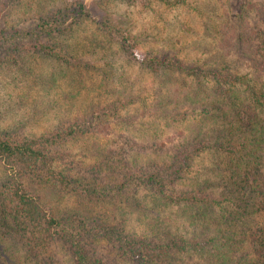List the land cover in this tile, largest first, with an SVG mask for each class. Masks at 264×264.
<instances>
[{
  "label": "rangeland",
  "instance_id": "rangeland-1",
  "mask_svg": "<svg viewBox=\"0 0 264 264\" xmlns=\"http://www.w3.org/2000/svg\"><path fill=\"white\" fill-rule=\"evenodd\" d=\"M71 1L46 0L42 5L53 10ZM78 1L84 4L88 17L80 19L70 33L51 42L57 57L24 51L19 67L25 71L26 81L15 80L13 71L0 70V137L49 135L73 124H85L90 131L86 142L61 141L51 153L61 156L54 160L58 170L73 171L81 179H96L104 202L92 203L79 191L66 193L47 176L43 180L23 176L21 184L39 198L48 216L65 219L75 209L81 214L86 210L95 221L88 224L91 229L107 221L122 226L125 233L160 240L166 234L171 238L176 234L193 241L199 232L206 238L211 230L195 219L199 212L188 210L184 214L180 206L164 205L147 187L139 186L135 177L139 169L150 174L183 145L196 139L205 142L228 126L227 116L209 109L213 80L208 77L200 92H195L191 89L195 79L157 75L149 65L133 57L132 48L128 43L122 45V38H132L143 57L176 59L201 70L233 71L246 75L250 86L257 90L264 88V75L256 72L250 61L257 55L253 41L264 40V0ZM26 11L22 4L11 12L7 0H0V31L6 14L28 25L30 22L24 20L35 17L32 11ZM101 22L114 28L116 36H107ZM241 39L250 43V51L241 47ZM233 85L223 88L221 98L228 102ZM175 87H180L175 94L183 100L179 112L154 119L148 110L157 91L164 96ZM235 91L241 92V88ZM127 98L135 102L110 116L101 112L114 104L125 105ZM91 144L99 150L98 157L90 149ZM226 161L225 156L204 152L193 161L181 190L190 188L194 181L201 183L205 177L219 185L221 174L217 175L215 168L218 166L219 172ZM111 167H115L114 172ZM20 176L0 162V188ZM117 183H123L125 188L119 189ZM217 212L212 220L218 218ZM196 225L202 230L196 232ZM113 248L106 244L99 248L108 264H130L118 259ZM206 258V254L191 250L176 256L171 264H205ZM0 262L74 264L64 243L38 233L32 235L20 220L3 210Z\"/></svg>",
  "mask_w": 264,
  "mask_h": 264
},
{
  "label": "trees",
  "instance_id": "trees-1",
  "mask_svg": "<svg viewBox=\"0 0 264 264\" xmlns=\"http://www.w3.org/2000/svg\"><path fill=\"white\" fill-rule=\"evenodd\" d=\"M44 1L7 0V8L11 12L23 4L26 12L32 11L35 17L25 19V23L30 22L26 26L22 25L23 21L11 20L10 14L3 18L0 70L7 73L13 71L15 80L26 81L27 75L19 67L24 51L57 57L51 42L66 32L70 33L78 26L80 19L88 17L84 4L78 0H72L55 10H46L48 5L43 6ZM100 24L107 36H116L115 29L106 22ZM122 40V45L128 43L132 48L133 57L149 65L157 75L161 73L163 77L170 78L177 74L195 79L196 84L191 86L195 92H200L208 77L213 80V100L209 109L227 116L228 126H223L214 138L209 137L205 142L196 139L195 142L183 145L169 155V161L160 162L159 168L150 174L139 169L135 177L139 186L147 187L164 205L180 206L184 214L188 210L199 212L195 219L205 224L204 228L211 230V234L206 233L203 239L199 232L193 241L176 234H172L171 238L166 234L164 240H160L125 233L122 226L111 225L107 221H104L106 225H93L92 231L88 224H95V221L88 217L86 210L81 214V210L75 209L65 219L48 216L39 198L21 184L23 176H36L42 180L43 176H47V180H52L54 185H59L66 193L79 191L85 193V197L92 203L104 202V193L96 179H81L73 175V171L58 170L54 165V160L61 156L51 153V149L59 142L88 140L90 131L85 124L81 127L78 123L49 135L0 137V162L6 169L15 170L21 175L19 179L12 178L8 185L0 188V210L20 220L21 225L30 230L32 235L38 233L64 243L74 264H108L99 250L104 244L113 245L118 259L130 264H171L176 256L191 250L206 254L205 264H264V88L253 90L246 75L233 71L217 68L201 70L176 59L143 57L132 38L123 36ZM250 40L254 39L250 37ZM257 41H253L256 43L253 48L257 55L250 63L263 76L264 40ZM240 43L245 50L252 48L244 39ZM231 84H234V88L227 97L230 99L228 102L221 97L223 88ZM236 87H240L241 92L235 91ZM175 88L172 93L164 96L161 90L157 91L152 107L148 110L154 119L179 112V103L182 104L183 100L175 94L180 87ZM134 102V98H127L125 105L114 104L101 112L110 116ZM230 115L234 118H230ZM89 146L94 156L98 157L96 154L99 150L93 144ZM206 151L227 158L223 169L218 172V166L215 168L217 175L221 174L219 185L205 177L201 183L194 181L190 188L181 190L188 179L193 161ZM112 167L114 172L115 167ZM123 183H117L119 189L125 188ZM115 190L118 191V188ZM217 210L218 218L212 220ZM195 230L197 232L202 229L196 225Z\"/></svg>",
  "mask_w": 264,
  "mask_h": 264
}]
</instances>
